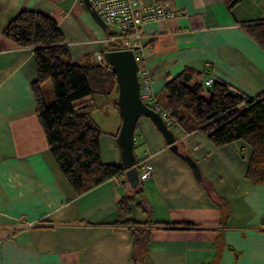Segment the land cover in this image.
Listing matches in <instances>:
<instances>
[{
  "label": "crops",
  "instance_id": "obj_1",
  "mask_svg": "<svg viewBox=\"0 0 264 264\" xmlns=\"http://www.w3.org/2000/svg\"><path fill=\"white\" fill-rule=\"evenodd\" d=\"M163 2L182 7L185 14L144 22L132 41L151 74L156 101L164 106L168 76L185 67L245 97L264 91V47L248 33L249 27L264 25V0H242L231 9L221 0ZM22 9L56 19L75 63L91 55L99 64L95 56L104 59L113 32L93 20L82 0H0V264H264V183L246 178L250 148L242 140L216 146L195 128L172 129L202 181L141 115L133 152L137 163H151L152 174H138L132 185L122 172L74 193L36 113L32 48L3 35ZM115 98L114 92L94 93L91 117L102 131L101 160L119 165L114 136L121 119ZM100 111L106 117L110 113L111 121L96 120ZM124 196H133L128 218L136 227L114 222ZM220 198L228 203L226 217L216 202ZM141 201L149 211L138 205ZM138 231L145 235L137 249L144 255L135 261Z\"/></svg>",
  "mask_w": 264,
  "mask_h": 264
},
{
  "label": "trees",
  "instance_id": "obj_2",
  "mask_svg": "<svg viewBox=\"0 0 264 264\" xmlns=\"http://www.w3.org/2000/svg\"><path fill=\"white\" fill-rule=\"evenodd\" d=\"M221 1L231 9L242 0ZM248 33L264 47V25L249 27ZM3 35L19 46L32 48L36 77L30 89L36 113L50 153L74 193L81 194L120 175L123 172L120 165L101 160L102 131L91 117L94 93L114 92L117 96L110 67L95 63L91 55H85L80 63L73 62L56 19L41 11H18L4 26ZM107 49H118V46L108 42ZM47 81L49 88L45 87ZM47 90H51L49 102ZM164 91L163 107L179 125L197 129L216 146L242 140L250 148L246 178L253 183H264V91L245 97L233 92L223 81L206 83L202 72L187 67L168 76ZM132 200L133 196L118 200L115 223L136 227L128 218ZM216 202L226 217L227 201L220 198ZM138 205L145 211L150 210L144 201ZM144 237L143 231L135 236V261L143 258L144 253L139 254L137 249Z\"/></svg>",
  "mask_w": 264,
  "mask_h": 264
},
{
  "label": "water",
  "instance_id": "obj_3",
  "mask_svg": "<svg viewBox=\"0 0 264 264\" xmlns=\"http://www.w3.org/2000/svg\"><path fill=\"white\" fill-rule=\"evenodd\" d=\"M90 12L93 20L101 27L106 28V23L94 11L89 0H82ZM104 61L114 73L117 85V96L115 104L121 119V124L114 140L120 152V167L128 181L135 185L138 181V170L133 152L134 130L139 116L149 117L156 128L163 135L168 148L184 160L192 169L194 176L199 179L200 172L194 159L183 152L176 136L170 127L162 120L160 114L146 104L140 96L139 79L137 76V60L131 48L109 49L103 53Z\"/></svg>",
  "mask_w": 264,
  "mask_h": 264
},
{
  "label": "built area",
  "instance_id": "obj_4",
  "mask_svg": "<svg viewBox=\"0 0 264 264\" xmlns=\"http://www.w3.org/2000/svg\"><path fill=\"white\" fill-rule=\"evenodd\" d=\"M89 3L106 25L114 29L107 41L113 42L118 48L132 50L134 49L132 41L134 42L139 36V26L144 22L179 18L185 14L182 7L154 0H89ZM95 59L99 64L108 66L100 54H97ZM136 60L141 98L145 103H152L151 107L160 114L170 129L179 128L176 118L154 98L152 77L145 61L137 56ZM209 82V80L206 81V83ZM136 166L140 178H146L152 174L153 167L149 161L142 160L136 163Z\"/></svg>",
  "mask_w": 264,
  "mask_h": 264
},
{
  "label": "rangeland",
  "instance_id": "obj_5",
  "mask_svg": "<svg viewBox=\"0 0 264 264\" xmlns=\"http://www.w3.org/2000/svg\"><path fill=\"white\" fill-rule=\"evenodd\" d=\"M107 30L111 32V31H113V28L111 26H107ZM49 87H50V85H48L47 88H49ZM47 91H48V94H47V97H46V99H47L46 101L49 102L50 98H51V90H47ZM98 114H100V116H102L103 119L101 117H98ZM94 117H95L96 120H98L100 122H102V121H105V122L111 121L110 113H109V117H106L105 116V111H100V113H95Z\"/></svg>",
  "mask_w": 264,
  "mask_h": 264
}]
</instances>
